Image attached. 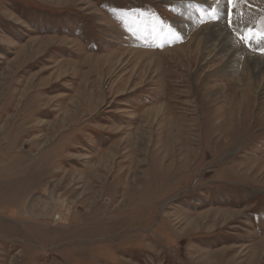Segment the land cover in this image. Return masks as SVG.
<instances>
[{
  "label": "rangeland",
  "instance_id": "rangeland-1",
  "mask_svg": "<svg viewBox=\"0 0 264 264\" xmlns=\"http://www.w3.org/2000/svg\"><path fill=\"white\" fill-rule=\"evenodd\" d=\"M249 29L264 0H0V264H264Z\"/></svg>",
  "mask_w": 264,
  "mask_h": 264
},
{
  "label": "bare ground",
  "instance_id": "bare-ground-1",
  "mask_svg": "<svg viewBox=\"0 0 264 264\" xmlns=\"http://www.w3.org/2000/svg\"><path fill=\"white\" fill-rule=\"evenodd\" d=\"M206 42L207 43L214 42L213 43L214 47L215 48H219L220 47V50H225V51H228V49L235 50L234 55H236L237 53L240 54V55L241 54H244L246 56L248 55V56H250V61L249 62L253 61L255 63L253 69H255V71H257V70H259L261 68L259 66L258 58H254V55L253 54L248 53V52H246L244 50L241 51V52H236V49L234 47L233 38L230 37L228 31L226 30L225 26L221 22H219V23L211 26V28L209 30V33H207V35H206ZM200 51H201V49H199L198 47H195V49L192 50V51L190 50V52L192 53V55L190 56V58L193 60V56L197 53L199 56H201V59H202L203 54H201ZM213 58H215L213 60V63L215 61H220L218 55L214 56ZM262 65L264 66V63ZM212 71L219 72V66H214V68H212V70L210 72L209 71H206V72L211 73ZM208 76L209 75H205L204 79L207 80ZM234 85H236V82H233V81L230 80V86H231V88H235ZM233 91H234V95H232V97H226L223 94L220 95V97H222L223 101L226 103V104H222V106H220V109H221V112L225 116L227 115V117H231L235 113L237 114L236 111H238V112H240L242 114L243 108L245 107V109H246L247 108L246 107L247 106V103L251 102L249 85L243 87V89H240L241 92H238L237 89H235ZM227 98L228 99L230 98V101H228ZM212 99H214V98H212ZM263 103L264 102H262V105H263ZM237 115L239 116V113ZM238 116H237V119H238ZM230 139H231V137H230Z\"/></svg>",
  "mask_w": 264,
  "mask_h": 264
},
{
  "label": "snow or ice",
  "instance_id": "snow-or-ice-1",
  "mask_svg": "<svg viewBox=\"0 0 264 264\" xmlns=\"http://www.w3.org/2000/svg\"><path fill=\"white\" fill-rule=\"evenodd\" d=\"M236 0H229V5L235 3ZM253 36H260V37H264V32H256L253 31L252 29L248 30L247 36L246 37H242V39H246V40H251Z\"/></svg>",
  "mask_w": 264,
  "mask_h": 264
}]
</instances>
